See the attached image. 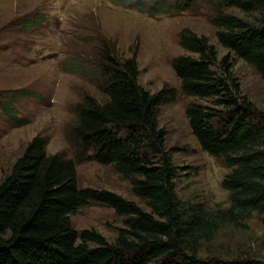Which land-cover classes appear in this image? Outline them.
Masks as SVG:
<instances>
[{"label": "trees", "instance_id": "obj_1", "mask_svg": "<svg viewBox=\"0 0 264 264\" xmlns=\"http://www.w3.org/2000/svg\"><path fill=\"white\" fill-rule=\"evenodd\" d=\"M114 1L150 15L194 2ZM205 3L218 43L264 81V0ZM180 46L186 54L172 62L180 91L165 86L151 93L139 82L136 59L124 58L115 42H100L91 75L103 98L87 94L77 106L66 136L73 157L48 154L47 139L36 136L0 181V264H264L253 253L212 249L226 227L246 229L257 219L264 231V112L242 95L232 65L227 58L219 60L207 37L186 29ZM179 93L192 99L185 113L201 149L228 169L222 181L226 207L178 194L182 168L167 147L159 111ZM17 96L0 94V109L11 125L22 127L28 120L18 117ZM87 160L113 166L149 211L114 193L80 188L76 166ZM91 202L124 218L112 241L95 230L74 228L72 215Z\"/></svg>", "mask_w": 264, "mask_h": 264}, {"label": "rangeland", "instance_id": "obj_2", "mask_svg": "<svg viewBox=\"0 0 264 264\" xmlns=\"http://www.w3.org/2000/svg\"><path fill=\"white\" fill-rule=\"evenodd\" d=\"M205 2L194 0L191 7L150 15L114 0H0V94L18 93V117L28 120V124L15 127L0 109V181L36 136L47 139L48 154L64 152L73 157L66 136L76 122L77 106L87 94L103 98L98 80L91 75L92 56L103 39L115 42L124 58H135L141 86L157 93L165 86L180 91L172 67L176 57L186 54L180 34L188 29L205 36L215 46L219 60L227 58L232 65L242 95L264 112V81L251 65L234 58L218 43L213 14ZM190 102L191 98L179 93L174 103L159 111L167 147L182 168L178 194L186 200L206 201L212 208L226 207L228 193L222 181L228 169L204 152L192 134L185 113ZM76 169L80 188L105 190L149 211L113 166L87 160ZM123 221L113 209L96 202L72 215L75 229L95 230L109 241L117 236ZM263 234L259 221L252 219L246 229H222L212 249L264 258Z\"/></svg>", "mask_w": 264, "mask_h": 264}]
</instances>
